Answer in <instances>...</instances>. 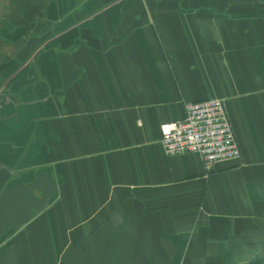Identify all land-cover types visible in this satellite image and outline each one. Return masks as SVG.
I'll list each match as a JSON object with an SVG mask.
<instances>
[{"label": "crops", "instance_id": "0c3cea01", "mask_svg": "<svg viewBox=\"0 0 264 264\" xmlns=\"http://www.w3.org/2000/svg\"><path fill=\"white\" fill-rule=\"evenodd\" d=\"M211 99L240 158L166 156ZM0 264H264V0H0Z\"/></svg>", "mask_w": 264, "mask_h": 264}, {"label": "built area", "instance_id": "2783aa9c", "mask_svg": "<svg viewBox=\"0 0 264 264\" xmlns=\"http://www.w3.org/2000/svg\"><path fill=\"white\" fill-rule=\"evenodd\" d=\"M184 109L185 116L181 121L168 124L162 130L160 145L166 156L195 154L206 171L240 158L221 100L186 103Z\"/></svg>", "mask_w": 264, "mask_h": 264}]
</instances>
